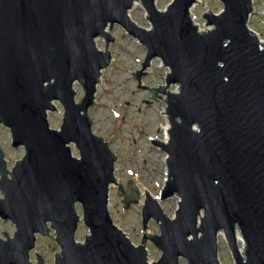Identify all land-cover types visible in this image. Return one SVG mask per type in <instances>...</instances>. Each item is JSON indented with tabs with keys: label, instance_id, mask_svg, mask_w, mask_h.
Masks as SVG:
<instances>
[{
	"label": "water",
	"instance_id": "1",
	"mask_svg": "<svg viewBox=\"0 0 264 264\" xmlns=\"http://www.w3.org/2000/svg\"><path fill=\"white\" fill-rule=\"evenodd\" d=\"M219 2L218 14H202L211 30L200 33L191 18L196 0H171L163 11L155 0H0V125L10 131L11 148L25 150L9 170L0 148V219L15 226L12 237L0 238V264H33L36 235L59 246L54 264H179V257L219 264L218 233L236 264H264V43L247 24L252 0ZM135 3L152 28L131 20ZM114 25L147 51L133 74L137 87L150 100L165 95L169 140L152 142L167 155L160 200L181 199L170 219L145 192L143 229L152 218L159 235H144L137 246L113 223L108 193L117 184L126 210L139 192L132 180L116 182L117 158L88 115L111 62ZM155 58L170 72L165 85L148 89L141 79ZM74 84L83 91L79 102ZM54 102L63 108L59 129L47 121ZM80 220L90 233L83 242L75 240ZM235 229L244 239L241 254ZM147 239L161 251L156 262L147 261Z\"/></svg>",
	"mask_w": 264,
	"mask_h": 264
},
{
	"label": "rangeland",
	"instance_id": "2",
	"mask_svg": "<svg viewBox=\"0 0 264 264\" xmlns=\"http://www.w3.org/2000/svg\"><path fill=\"white\" fill-rule=\"evenodd\" d=\"M170 2L171 0H157L155 4L157 9L163 11ZM201 3L191 9V18L198 28L204 30L206 26L202 14L205 12L218 14L222 11L223 5L219 0H204V2L202 0ZM128 14L138 26L150 29L141 4L135 3ZM247 24L264 43V0H253L252 12ZM110 33L115 38V43H110L108 49L111 62L101 73L95 102L88 109V115L92 120L93 132L108 142L110 150L117 158L114 163L116 182L125 186L128 180H132L139 192L138 203L130 205L126 210L123 209L122 197L116 194L117 184H111L108 193V211L113 223L126 234L133 245L137 246L141 244L144 235L147 238L159 235V224L152 218L146 223L147 228L143 229L142 205L145 192L157 200L163 213L170 219H175L177 210L178 198L173 196L164 201L160 200L167 179V155L160 147L152 144L153 141L162 142L163 130L168 125L164 112L165 95L158 94L159 99L150 100L148 91L137 87L133 74L140 70L147 53L144 46L137 39L126 34L121 26L114 25ZM96 46L101 51L105 49L102 39L96 40ZM169 72L168 67L163 66L159 58H155L151 67L146 70V76L142 77L141 86L148 89L160 88L165 85V78ZM73 88L77 92L75 102H79L83 91L78 84H74ZM169 91L175 92L176 87L174 85L169 87ZM54 104L57 112H48L47 121L49 128L59 129L63 108L58 102ZM10 143L9 129L0 125V148L9 170L23 157L25 151L23 146L11 148ZM70 148L72 156L78 158V152L73 145H70ZM0 198H2L1 194ZM76 211L82 216L80 205H76ZM14 231L15 226L10 221L0 219L1 239H5L3 232L12 237ZM49 234L54 238L53 230H50ZM86 235H90L89 230L80 220L75 240L83 242ZM217 240L219 264H236L223 233H218ZM243 247V242L238 243V250ZM59 250V246L51 238L36 235L35 247L29 254V260L36 264L35 256L38 255L44 264H54V257ZM145 250L148 263L158 261L161 256V251L149 239L146 240ZM179 264H187L186 259L179 257Z\"/></svg>",
	"mask_w": 264,
	"mask_h": 264
},
{
	"label": "bare ground",
	"instance_id": "3",
	"mask_svg": "<svg viewBox=\"0 0 264 264\" xmlns=\"http://www.w3.org/2000/svg\"><path fill=\"white\" fill-rule=\"evenodd\" d=\"M201 1L202 0H196V3H195V5H200V4H202L201 3ZM157 2V0H155V3ZM203 2H204V0H203ZM252 3H253V0H252ZM194 5V6H195ZM193 6V7H194ZM143 8V7H142ZM144 10V9H143ZM145 12V11H144ZM129 15V14H128ZM251 16V14L249 15V17ZM151 27V26H150ZM152 28V27H151ZM209 30H211V27H207L206 26V28L204 29V30H201L200 28L198 29V31L201 33V32H205V31H209ZM257 35V34H256ZM257 38L259 39V36H257ZM259 41L261 42V39H259ZM174 87H176V91L175 92H173L174 94H176V92H179L178 90H179V87L177 86V85H174ZM166 108V107H165ZM165 112V111H164ZM165 117H166V114H165ZM167 126L165 127V129L163 130L164 131V138L161 140L162 142V144H166L167 142H168V140H169V134H168V130L170 129V125H169V123L167 122ZM169 126V127H168ZM168 171V170H167ZM167 180V179H166ZM164 185H165V183H164ZM175 197V196H174ZM176 198H178L177 199V210L175 211V218H177V212H179L180 210V208H179V203L181 202V199L179 198V197H176ZM179 210V211H178ZM200 216L202 217L203 216V214H202V212H200ZM197 223H198V225H197V227H196V229H197V231L198 232H200V226L202 225V223H201V219L200 218H198L197 219ZM235 232H236V239H237V245H238V243H244V239H243V237L241 236V234L238 232V230L237 229H235ZM202 237V234L200 233L199 234V236H198V239H200ZM194 240V237H193V235H190L189 237H188V242H192ZM239 251V253L241 254V252H242V249H239L238 250Z\"/></svg>",
	"mask_w": 264,
	"mask_h": 264
},
{
	"label": "flooded vegetation",
	"instance_id": "4",
	"mask_svg": "<svg viewBox=\"0 0 264 264\" xmlns=\"http://www.w3.org/2000/svg\"><path fill=\"white\" fill-rule=\"evenodd\" d=\"M78 152V151H77Z\"/></svg>",
	"mask_w": 264,
	"mask_h": 264
}]
</instances>
